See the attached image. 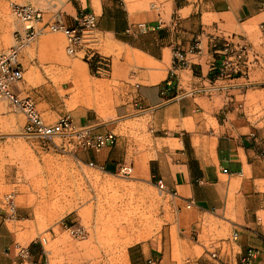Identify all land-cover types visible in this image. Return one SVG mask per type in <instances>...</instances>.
<instances>
[{"label":"crops","instance_id":"1","mask_svg":"<svg viewBox=\"0 0 264 264\" xmlns=\"http://www.w3.org/2000/svg\"><path fill=\"white\" fill-rule=\"evenodd\" d=\"M86 12L96 18V54H111L109 75L99 80L103 106L149 122L157 146L151 177L225 235L211 241L200 225L204 255L188 264H240L250 249L252 264H264V0H73L65 16L43 20L74 26ZM242 46L247 53L236 58ZM176 53L183 61L174 65ZM22 57L21 70L36 66ZM224 60L233 70L223 69ZM83 96L73 93L75 107H99ZM116 151L86 152L81 161L111 164ZM5 216L0 209V264L18 263L21 250L40 264L41 243L27 240L30 220L20 211L14 221ZM160 255L153 250L140 264H178Z\"/></svg>","mask_w":264,"mask_h":264},{"label":"rangeland","instance_id":"2","mask_svg":"<svg viewBox=\"0 0 264 264\" xmlns=\"http://www.w3.org/2000/svg\"><path fill=\"white\" fill-rule=\"evenodd\" d=\"M72 2L0 0V52L13 46L15 32L21 29L11 4L32 6L49 17L65 16ZM35 41L19 52V62L25 55L36 66L22 69L14 92L31 98L46 122L68 115L76 129L79 122L91 129L90 134L114 133L117 150L114 163L99 166L91 161L103 171L91 169L81 159L94 151L73 146L71 137L24 135L23 116L0 100V209L7 214L3 200L12 194L15 213L29 219L34 230L27 240L42 245L40 264H140L153 250L160 252L159 261L169 256L178 264L202 257L200 225L208 228L211 241L225 235L211 217L180 203L151 177L149 163L157 146L149 122L116 117L112 107L103 106L104 86L99 80L109 75L111 54H96L109 58L106 72L97 73L96 57L65 55L61 35L46 33ZM77 91L82 99H97L99 107H75L72 95ZM106 96L113 101V95ZM125 165L132 167L131 174L119 176L117 169Z\"/></svg>","mask_w":264,"mask_h":264},{"label":"built area","instance_id":"3","mask_svg":"<svg viewBox=\"0 0 264 264\" xmlns=\"http://www.w3.org/2000/svg\"><path fill=\"white\" fill-rule=\"evenodd\" d=\"M11 9L14 16L21 23V29L15 32L13 46L0 52V100L5 101L13 112L23 116L24 135L43 139L71 137L73 146L86 148L94 152H99L104 147L115 146L116 135L114 133L90 134L91 129L85 126L76 129L68 115L59 117L53 123L46 122L31 98L27 96L20 97L13 90L14 85L22 79V70L18 61L20 50L46 33L59 34L64 38L66 56L73 57L82 53L88 59L96 57L97 64L100 65L97 73L106 72L109 58L96 56L98 37L95 16L92 13H83L77 17L74 26H68L61 21L44 22L42 12L29 5L11 4ZM224 49L225 52H228V47ZM199 50V43L195 42L192 51L197 52ZM246 53L247 48L242 46L235 57L240 58ZM182 61L181 54L176 53L173 57V64ZM223 69L233 70V66L228 60H224ZM85 166L103 171L101 167L93 163H88ZM131 172V166H120L117 169V174L122 177L129 176ZM223 173H226V170H223ZM157 185L163 189L160 182ZM3 202L7 209L5 219L14 221L16 206L13 195L8 194L5 196ZM231 238L236 240L237 235L233 234ZM256 255L257 251L248 250L241 259L240 264H252ZM19 257L21 260L16 264H33L26 250H21Z\"/></svg>","mask_w":264,"mask_h":264},{"label":"bare ground","instance_id":"4","mask_svg":"<svg viewBox=\"0 0 264 264\" xmlns=\"http://www.w3.org/2000/svg\"><path fill=\"white\" fill-rule=\"evenodd\" d=\"M150 194V193H149Z\"/></svg>","mask_w":264,"mask_h":264}]
</instances>
